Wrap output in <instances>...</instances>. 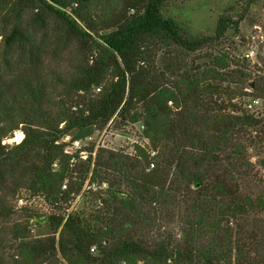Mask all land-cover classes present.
<instances>
[{"label":"trees","instance_id":"trees-1","mask_svg":"<svg viewBox=\"0 0 264 264\" xmlns=\"http://www.w3.org/2000/svg\"><path fill=\"white\" fill-rule=\"evenodd\" d=\"M179 1L0 0V222L14 211L6 188L53 208L29 217L42 237L15 225L16 255L0 264H264V178L249 153L264 115L245 106L264 101V57L242 56L239 29L264 0L198 36L163 13ZM134 125L153 169L138 145L64 153L65 137ZM19 127L21 142L3 144Z\"/></svg>","mask_w":264,"mask_h":264},{"label":"rangeland","instance_id":"rangeland-1","mask_svg":"<svg viewBox=\"0 0 264 264\" xmlns=\"http://www.w3.org/2000/svg\"><path fill=\"white\" fill-rule=\"evenodd\" d=\"M246 1L247 0H182L176 3H170L169 6L163 10V13L174 18L190 36H198L200 34L209 35L213 33L217 19L224 13V11L231 9L232 7L235 8V12L231 15H233V18H237L238 15L242 13L241 10L242 7L244 8ZM260 7L251 9L245 14V19L240 23V32L246 39L243 49L248 41H250L252 35L264 36V7ZM255 15L261 17V19H258L255 25L250 26L248 22L253 16L256 17ZM254 26L260 27V31L255 30ZM254 63H257V65L260 66L258 56L254 61H251V64ZM262 102L263 106L259 109L261 114L264 115V101ZM138 129L139 126L134 125L126 129V132L123 133L122 131H117L107 126L102 131L94 132L92 134V142L84 144L82 148L86 149V151H88V148H93V158L95 157L97 150L100 149L111 151L118 150L123 151L124 153L133 154L132 144L134 140H137ZM19 132L23 133L21 127L14 132L12 138L5 139L2 143H7L9 145L20 143L17 142L15 138V133ZM62 142L64 141L62 140ZM119 148L122 149L119 150ZM71 151L73 152V149H71ZM253 151L256 155H259L260 158H264V144L257 145L253 148ZM76 154L77 153L73 152L72 155L74 156ZM76 162L78 163L80 160L76 159ZM88 188L87 181L83 187V192ZM91 189L95 190L96 186L93 185ZM3 192L6 195L5 204L14 210L12 215L0 222V254L3 255L2 258L8 262L16 255V242L12 232L15 225L28 227L32 237H42L48 233L47 225L41 224L38 226V224H34L32 221L28 222L29 217L32 212H36L39 215L48 214L53 211V208L42 196L32 195L24 189H19L14 196H12L10 189L6 188ZM80 201L81 196L76 197V199L70 203V210L76 208L80 204Z\"/></svg>","mask_w":264,"mask_h":264},{"label":"built area","instance_id":"built-area-1","mask_svg":"<svg viewBox=\"0 0 264 264\" xmlns=\"http://www.w3.org/2000/svg\"><path fill=\"white\" fill-rule=\"evenodd\" d=\"M254 29L260 31V27L258 26H254ZM250 38H251L250 41H248L247 45L242 51V56L249 61H254L257 58L258 54L264 57V46H263L264 36L263 35H256V36L252 35ZM259 50H260V53H259ZM97 91H99V89H97ZM247 91L249 92L250 90L247 89ZM245 106H246V109L250 111L260 110L259 108L263 106V102L260 99H250L246 102ZM143 130H144V126H141L138 129V134L136 137L137 140L133 141L132 149L134 148L135 145H138L146 150L147 155H148V160H149L148 169L150 170L155 167L158 152L157 150L150 148L148 146L149 145L148 139L143 135ZM252 136L255 137L256 132L252 133ZM63 141L67 143L64 148L65 154L72 156L74 152L78 154L79 159L84 160V161L87 160L89 153L88 151H86V149L82 147L84 144L88 142H92V136L86 137L84 139L73 140V141H69V137H65L63 138ZM71 149H73V152L71 151ZM121 149L119 148V150ZM249 153H250L251 163L255 165L260 175L264 178V165L261 164L259 155H256L254 153L253 148L249 149ZM55 167L56 165H54V168ZM62 187L63 189L66 188L65 185H63Z\"/></svg>","mask_w":264,"mask_h":264},{"label":"water","instance_id":"water-1","mask_svg":"<svg viewBox=\"0 0 264 264\" xmlns=\"http://www.w3.org/2000/svg\"><path fill=\"white\" fill-rule=\"evenodd\" d=\"M15 138L17 140V142H21V140L24 138V134L23 133H15Z\"/></svg>","mask_w":264,"mask_h":264}]
</instances>
